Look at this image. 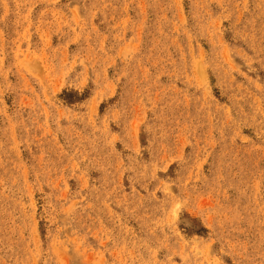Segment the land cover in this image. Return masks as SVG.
<instances>
[{"label":"rangeland","instance_id":"obj_1","mask_svg":"<svg viewBox=\"0 0 264 264\" xmlns=\"http://www.w3.org/2000/svg\"><path fill=\"white\" fill-rule=\"evenodd\" d=\"M0 264H264V0H0Z\"/></svg>","mask_w":264,"mask_h":264}]
</instances>
